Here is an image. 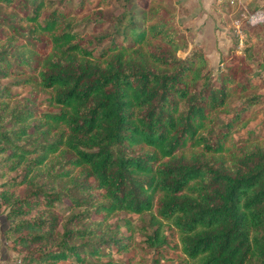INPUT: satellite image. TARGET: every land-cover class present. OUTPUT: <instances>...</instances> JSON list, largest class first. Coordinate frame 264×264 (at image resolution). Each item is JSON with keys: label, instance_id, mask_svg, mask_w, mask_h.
<instances>
[{"label": "trees", "instance_id": "obj_1", "mask_svg": "<svg viewBox=\"0 0 264 264\" xmlns=\"http://www.w3.org/2000/svg\"><path fill=\"white\" fill-rule=\"evenodd\" d=\"M133 1L138 21L128 11L122 27L121 13L98 35L103 23L86 14L83 36L65 4L43 13L46 0H0L4 248L21 264H109L132 240L116 235L129 216L109 220L146 213L152 264L166 251L186 264H264V141L238 134L253 106L264 110V83L250 76L264 71V45L244 39L236 55L235 39L211 78L177 0ZM244 25V38L264 31ZM18 85L46 97L15 100Z\"/></svg>", "mask_w": 264, "mask_h": 264}, {"label": "rangeland", "instance_id": "obj_2", "mask_svg": "<svg viewBox=\"0 0 264 264\" xmlns=\"http://www.w3.org/2000/svg\"><path fill=\"white\" fill-rule=\"evenodd\" d=\"M80 0H46L47 8L43 10L46 13L54 6L67 5L72 12L69 17L70 23L74 31H77L83 36L91 35V27L94 22L88 21L90 18L98 19L103 23V29L98 35L108 34L111 29L109 28V22H114L115 16L122 15L120 26L124 27L128 24V11L134 13V20L138 21V6L132 0H104L108 3L107 7L96 8L97 0H83L81 10L77 9V5ZM178 4L174 8V15L178 20L181 27L187 32L186 35L191 43L201 45L204 49L205 56L207 58V71H209L211 78H214L218 72L223 68L220 59L227 56V50L234 46V40L236 39L235 54L238 55L244 48V39L249 43L258 46L259 48L264 45V31L258 32L254 37L244 38L240 29L244 24L254 26L257 23L249 24L248 17L254 12L264 13V0H211L207 5L208 8L202 14L201 0H177ZM1 12L4 14L14 13L10 8L1 5ZM89 16V18H86ZM195 18V19H194ZM87 19V20H86ZM20 25L26 27V22H21ZM117 39H120L118 37ZM189 47V46H188ZM178 55L184 56L185 52L178 51ZM264 58V57H263ZM251 78L256 83H264V71L253 70L251 72ZM10 79H5L2 82L6 83ZM263 90L261 89L260 92ZM11 96H14L15 100L20 97H28L30 94H34L37 100H42L46 97L44 92L37 91L30 86L18 85L9 87ZM13 99H9L11 104ZM234 105L238 104L237 101L233 102ZM252 120L246 125V127L238 132V134L244 135L250 130H253L254 136L259 141H264V110L259 113L257 106L252 107ZM250 117V118H251ZM2 179H0V182ZM4 208L0 206V231L3 226L6 227V222H2ZM131 218V228L126 231L121 227L117 230L116 235H131L130 241L131 247L125 252H114V248L110 249V255L102 257L103 262L110 260L109 264H152L156 254L153 250L148 248L144 243V233H149L150 228L147 226L148 215L145 213L138 217L135 214H125L123 212L116 213L109 222L113 223L119 221L122 217ZM6 219V218H5ZM142 227V228H140ZM162 230L165 233H170L171 229L167 223L162 224ZM2 235L0 234V264H21L18 261V256L14 252H10L4 248L5 243ZM162 261L164 264H186L187 261L182 255L175 251L162 252Z\"/></svg>", "mask_w": 264, "mask_h": 264}, {"label": "built area", "instance_id": "obj_3", "mask_svg": "<svg viewBox=\"0 0 264 264\" xmlns=\"http://www.w3.org/2000/svg\"><path fill=\"white\" fill-rule=\"evenodd\" d=\"M263 20H264V13L254 12V13L250 14L248 17L249 24L261 22Z\"/></svg>", "mask_w": 264, "mask_h": 264}, {"label": "crops", "instance_id": "obj_4", "mask_svg": "<svg viewBox=\"0 0 264 264\" xmlns=\"http://www.w3.org/2000/svg\"><path fill=\"white\" fill-rule=\"evenodd\" d=\"M211 0H201V8H202V14L204 13V11H206L207 10V8H208V4H209V2H210ZM195 19V18H194ZM2 219H3V221L2 222H6V219H5V217H2ZM4 227L5 226H3L2 228H1V231H0V234L2 235V230L4 229ZM3 237V236H2Z\"/></svg>", "mask_w": 264, "mask_h": 264}]
</instances>
